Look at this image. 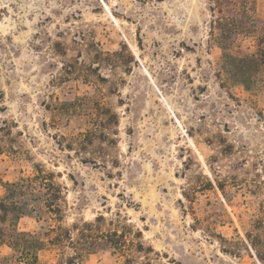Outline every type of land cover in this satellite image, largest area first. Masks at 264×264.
I'll list each match as a JSON object with an SVG mask.
<instances>
[{
    "label": "rangeland",
    "instance_id": "1",
    "mask_svg": "<svg viewBox=\"0 0 264 264\" xmlns=\"http://www.w3.org/2000/svg\"><path fill=\"white\" fill-rule=\"evenodd\" d=\"M40 164L0 264H264V0H0V199Z\"/></svg>",
    "mask_w": 264,
    "mask_h": 264
},
{
    "label": "trees",
    "instance_id": "2",
    "mask_svg": "<svg viewBox=\"0 0 264 264\" xmlns=\"http://www.w3.org/2000/svg\"><path fill=\"white\" fill-rule=\"evenodd\" d=\"M36 167V172L32 176L21 177L16 182L8 183V192L2 199H0V224L3 226H0V243H5L3 238L5 234L4 232L6 231L4 228V224L6 223L9 215H15L16 212H20V214H26V212L19 211L20 208L23 206V203H21V201L16 200L17 196H23L25 194V191L30 192L37 190V186L47 191V199L45 201V206L49 209L51 213L55 214V217L52 218H55V220L58 221L61 220L59 200L62 197V186L54 181V172L45 170L41 164L36 165ZM73 227L79 230V237L76 240L72 235L71 229L65 228L61 224L55 225L52 229L53 232H56L55 235L48 236V243L50 244H64L65 241L68 240L76 252L72 259H79L82 257L84 243L88 244L90 247L105 246L114 248L115 250H119L121 252L123 249H125V246L127 245L126 235L119 233L118 231L110 232V234L103 233L104 237H109V235L116 237V241H109L104 239V237L102 238V236L99 234L96 235L94 231V223L85 222L83 224V228L81 229L78 227V225H74ZM56 230L64 231L65 234L59 233ZM16 234L23 235L25 233L16 232ZM138 234H141V231H138ZM100 239L102 240L99 241ZM41 242L42 241H39L38 249L42 248L40 247L41 244H43ZM137 247L143 248V244L139 243V246ZM26 252L27 256L29 255V258H36L35 255H31L29 251Z\"/></svg>",
    "mask_w": 264,
    "mask_h": 264
}]
</instances>
